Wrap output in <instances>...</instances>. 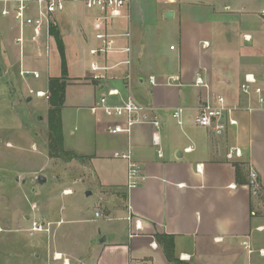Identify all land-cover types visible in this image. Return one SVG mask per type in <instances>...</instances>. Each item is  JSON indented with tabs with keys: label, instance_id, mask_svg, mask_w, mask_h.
<instances>
[{
	"label": "crops",
	"instance_id": "1",
	"mask_svg": "<svg viewBox=\"0 0 264 264\" xmlns=\"http://www.w3.org/2000/svg\"><path fill=\"white\" fill-rule=\"evenodd\" d=\"M64 1L65 11L56 14L52 24L60 31L68 64L61 112L64 147L87 161L72 160L77 168L75 185L63 189L62 207L43 212L54 224L52 233L26 240L20 257L6 246L4 255L0 250V264H173L157 241L160 235L175 238V257L183 263L264 264V111L236 112L238 125L220 138L194 123L208 100L246 106L239 85L245 74L264 70V9L258 22L254 16L243 19L229 3L133 0L130 13L106 20L104 12L86 9L81 0ZM3 7L0 0V97H9L7 84L13 98L24 97L30 104L37 100L34 105L46 113L48 125L50 105L41 107L44 99L31 98L30 90L50 96V79L61 77L55 38L44 29L33 40V30L27 28L21 51L16 42L19 28L12 17L1 15ZM169 11L172 19L166 18ZM100 31L130 32L129 40L114 39L116 50L131 46L130 68L123 64L126 54L91 55L101 46L96 39ZM169 41L176 43L167 50ZM94 61L113 67L103 83L121 91L112 103L132 95L154 109L150 115L161 123L159 146L153 143V126L137 125L131 135L112 134L117 120L92 111L102 88L90 71ZM22 69L38 72L40 78H23ZM128 72L129 87L124 80ZM199 77L208 90L195 85ZM171 78L179 81L169 84ZM177 108L185 109L183 126L172 117ZM231 146L243 150L236 162L226 159ZM128 151L142 170L139 184L131 189L128 162L123 158ZM250 169L262 184L258 197L247 187ZM84 180L91 184H82ZM93 195L102 210L96 205L92 219L81 221H93L95 226L84 229L73 224L84 235L66 239L60 228L75 221L63 217L67 201ZM130 216L132 222L142 221L140 230L128 221Z\"/></svg>",
	"mask_w": 264,
	"mask_h": 264
},
{
	"label": "rangeland",
	"instance_id": "2",
	"mask_svg": "<svg viewBox=\"0 0 264 264\" xmlns=\"http://www.w3.org/2000/svg\"><path fill=\"white\" fill-rule=\"evenodd\" d=\"M184 1L197 4L211 1L219 5L229 3L234 9L239 10L238 15L243 19L254 16L258 22H261L259 16L264 9V0ZM175 43L167 42V50H170V45ZM5 87L9 97H0V250L4 255L6 246H9L10 253L13 252L20 257V248H24L26 240L33 238L27 233L32 221L41 219L51 223L50 219L44 218L43 212L63 206L61 194L64 188L75 185L73 179L77 168L74 161L50 158L46 113L37 110L34 104L38 101L35 100L34 104H30L31 102L27 103L24 97L13 98L7 84ZM31 98L35 97L31 96ZM42 99L44 100L41 107L49 104L48 99ZM40 176L46 179L44 185L38 182ZM83 182L82 184L85 185L91 184L90 180ZM98 200V196L93 195L84 196L81 202H74L73 199L67 201L63 217L65 220L75 221L67 222L60 228V233L65 234L66 239H76L84 235L82 231L75 229L76 225L73 224L78 223L80 225L76 228L84 229L95 226L96 223L93 221L81 220L92 219ZM97 206L101 211L102 204ZM58 214L59 212L56 211V215ZM53 227L52 223L51 233ZM68 229L71 232H68ZM60 233L57 235L59 236Z\"/></svg>",
	"mask_w": 264,
	"mask_h": 264
},
{
	"label": "built area",
	"instance_id": "3",
	"mask_svg": "<svg viewBox=\"0 0 264 264\" xmlns=\"http://www.w3.org/2000/svg\"><path fill=\"white\" fill-rule=\"evenodd\" d=\"M88 10H101L105 14L106 20H115L121 18L125 13H130L133 0H81ZM169 3L178 0H167ZM66 4L64 0H4V7L1 12L3 17H12L14 23L19 28V36L16 39L17 44L23 51L25 41V30L32 28L33 40H37L42 36L44 29L47 34L50 33V26L53 22V17L65 11ZM30 12L34 13L31 15ZM264 20V11L262 12ZM122 36L126 39L131 38L129 31L120 35L100 31L96 35V39L101 42V46L91 50V55L94 57H106L114 52H120L127 55V59L123 64L130 68L132 66L131 46L116 50L114 39ZM245 40L250 41L251 36H245ZM113 67L101 65L98 61H94L90 65V71L93 73V80L100 83L101 96L97 105L92 109L94 113L102 112L109 118H114L117 122L110 129L112 134H127L131 135L133 127L137 125H151L155 129L153 133V143L155 146L160 145L159 129L161 123L159 120L152 118L151 113L153 108L144 106L136 101L132 95L123 100L121 103H112L111 101L121 97V91L115 88H105L104 82L107 80V73ZM20 75L23 78L33 76L35 79L40 78L38 72L21 70ZM125 83L129 87L132 81V75L128 72L124 78ZM153 85L156 84L153 78L150 80ZM178 78H171L169 84L178 82ZM195 85L204 89H209V85L202 77L197 78ZM241 96L246 100L245 107L230 106L224 100L220 99L218 103H212L208 100L202 107L194 119L196 126L208 129L214 137L220 138L224 136L229 127L237 126L238 121L234 114L239 111H264V70L260 74L247 73L239 85ZM30 95L35 98H46L49 100V95L42 91L30 90ZM184 108H177L173 111L172 117L179 126L184 124ZM191 148L188 149V151ZM243 157V150L239 147L231 146L227 150L226 159L229 162H236ZM123 158L128 162V188H134L139 184L141 178V167L133 160L131 151L123 155ZM197 170H200L198 167ZM247 187L251 194L258 197L262 191V184L258 173L254 169L249 170ZM100 213H96L99 217ZM128 221L134 224L136 230L142 228V221L135 220L132 222L131 216ZM51 223H47L41 219L33 220L31 228L28 230V235L33 237L37 234H50ZM60 256V255H59ZM57 258V257H56ZM61 258V256H60Z\"/></svg>",
	"mask_w": 264,
	"mask_h": 264
},
{
	"label": "trees",
	"instance_id": "4",
	"mask_svg": "<svg viewBox=\"0 0 264 264\" xmlns=\"http://www.w3.org/2000/svg\"><path fill=\"white\" fill-rule=\"evenodd\" d=\"M50 34L55 38L57 48L61 58V77L52 78L49 82V105L48 112V153L51 158L63 159L67 161L78 160L87 161V158L77 156L73 152L65 150L63 125L61 112L65 105V93L68 82V64L66 58L65 45L61 38L60 31L55 25L50 26ZM238 174L240 175V167ZM174 237L170 235L157 236V241L162 246L168 261L173 264H187L179 261L175 257Z\"/></svg>",
	"mask_w": 264,
	"mask_h": 264
},
{
	"label": "water",
	"instance_id": "5",
	"mask_svg": "<svg viewBox=\"0 0 264 264\" xmlns=\"http://www.w3.org/2000/svg\"><path fill=\"white\" fill-rule=\"evenodd\" d=\"M166 18H167V19H172V18H173V12H172V11L167 12V14H166ZM0 74H1V72H0ZM45 181H46V180H45V177H43V176H40V177L38 178V182H39L40 184H41V183H44ZM101 241H102V242H105V241H106V238L103 237Z\"/></svg>",
	"mask_w": 264,
	"mask_h": 264
}]
</instances>
